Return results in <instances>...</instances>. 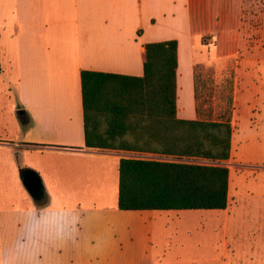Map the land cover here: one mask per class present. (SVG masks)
<instances>
[{
	"label": "crops",
	"instance_id": "obj_1",
	"mask_svg": "<svg viewBox=\"0 0 264 264\" xmlns=\"http://www.w3.org/2000/svg\"><path fill=\"white\" fill-rule=\"evenodd\" d=\"M13 6L0 31L4 45L12 38L0 49L11 57L0 64V258L4 264H150L161 210L119 209V177L112 201L101 203L106 183L87 165L69 171L70 162L114 158L119 167L124 157L85 146L81 72L141 76L144 45L177 39L178 116L197 118L196 59L187 51L192 1L13 0ZM251 72L242 73L246 84ZM24 172L40 177L44 199L26 188ZM230 195L231 184L229 202Z\"/></svg>",
	"mask_w": 264,
	"mask_h": 264
},
{
	"label": "rangeland",
	"instance_id": "obj_2",
	"mask_svg": "<svg viewBox=\"0 0 264 264\" xmlns=\"http://www.w3.org/2000/svg\"><path fill=\"white\" fill-rule=\"evenodd\" d=\"M191 1L187 51L196 59L204 108L211 107L214 115L219 113L227 107L230 87L234 97L237 87L241 88L237 92L231 157L226 161L231 171L229 210L158 211L150 264H264V0ZM13 10V0H0L3 34ZM11 42L12 38L4 45L3 39L0 49L10 47ZM10 58L2 52L1 66ZM246 71H253L255 76L248 85L242 74ZM246 86H252L253 91ZM85 165L97 181L106 183V196L99 201L109 204L117 192L118 162L114 158L104 163L70 162L69 171L73 168L76 172ZM4 205L0 200V209ZM225 246L227 257L222 256ZM0 264H4L2 258Z\"/></svg>",
	"mask_w": 264,
	"mask_h": 264
},
{
	"label": "trees",
	"instance_id": "obj_3",
	"mask_svg": "<svg viewBox=\"0 0 264 264\" xmlns=\"http://www.w3.org/2000/svg\"><path fill=\"white\" fill-rule=\"evenodd\" d=\"M144 46L141 76L82 70L85 146L157 156L120 158L117 207L121 210L226 209L233 86L227 107L214 115L211 107L204 108L195 70L197 118H180L178 40Z\"/></svg>",
	"mask_w": 264,
	"mask_h": 264
},
{
	"label": "water",
	"instance_id": "obj_4",
	"mask_svg": "<svg viewBox=\"0 0 264 264\" xmlns=\"http://www.w3.org/2000/svg\"><path fill=\"white\" fill-rule=\"evenodd\" d=\"M24 184L36 200H42L45 197L44 186L38 175L33 172H24Z\"/></svg>",
	"mask_w": 264,
	"mask_h": 264
}]
</instances>
